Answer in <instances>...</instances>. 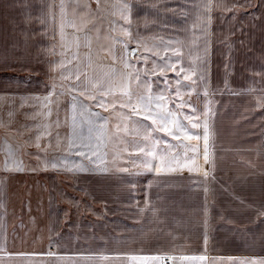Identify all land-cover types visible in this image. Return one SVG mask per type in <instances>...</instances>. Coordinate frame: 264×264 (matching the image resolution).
Returning <instances> with one entry per match:
<instances>
[{
	"label": "crops",
	"instance_id": "0c3cea01",
	"mask_svg": "<svg viewBox=\"0 0 264 264\" xmlns=\"http://www.w3.org/2000/svg\"><path fill=\"white\" fill-rule=\"evenodd\" d=\"M45 2L51 0H15L17 5ZM201 2L135 0L139 7L134 9L132 33L140 44L177 43L182 49L184 67L195 68L197 58L203 60L204 56L203 36L194 7ZM106 3L112 5L115 0H106ZM142 9H151V14ZM9 13L11 17L16 16L14 9ZM214 14L220 15L218 11ZM262 14L264 7L260 5L253 16L244 18V25L250 22L264 26ZM216 23L217 20L211 21L208 28L209 87L210 90L217 88L208 99L216 112L219 137L215 145L217 179L210 185L214 192H209L207 201V250L202 239L203 192L192 183L197 179L196 174L161 173L157 176L142 172L137 175L126 157L124 161L118 160L117 168L104 174L94 170L52 174L53 169L43 167L39 169L43 173L37 176L35 171L27 169L4 174L5 184L0 187V198H3L0 199V243L6 235L8 250L46 252L51 241L52 251H57L59 246L65 253L101 254L100 257L65 256L59 261L51 257H5V264H131V256L103 257L115 251L141 254V250L151 254L167 252L171 264L172 256L176 257L175 264H231L228 257L264 258V241L261 240L264 225L256 219L252 207L264 200V108L257 107L261 93L248 90L258 87L252 84L251 68L258 67L264 55V33L255 32L248 37V29L240 26L239 35L222 40V35L211 34V26ZM15 28L25 44L22 52L31 48L29 42H50V32L47 36L32 35L27 39L28 25L20 23ZM31 28L37 34L40 32L38 23ZM225 80L228 88L224 87ZM29 87L27 85L26 89ZM191 99L203 109V93H192ZM139 138L137 136L135 141ZM129 141L123 139L122 146H115V140L107 145L109 164L114 156H129L125 149L135 142ZM85 167L95 168L90 164ZM123 168H128V172L120 171ZM149 179L153 181L150 187ZM146 198L150 201L149 208L155 205L158 213L145 208ZM199 255L205 260L183 259ZM163 261L157 264H164Z\"/></svg>",
	"mask_w": 264,
	"mask_h": 264
},
{
	"label": "snow or ice",
	"instance_id": "6c2138e0",
	"mask_svg": "<svg viewBox=\"0 0 264 264\" xmlns=\"http://www.w3.org/2000/svg\"><path fill=\"white\" fill-rule=\"evenodd\" d=\"M260 5L264 7V0H260ZM248 6H251L249 0L243 2L202 0L201 3L194 5L199 31L203 36V60L197 58L195 68L191 66L185 68L182 63V49L169 42L166 46L162 45L161 50L151 58L154 63L150 68L149 57L147 55L140 57L144 64L142 73L140 63L133 64L138 49L128 47V41L133 38L131 22L134 9L139 7L135 0L131 2L121 0L112 5L105 3L104 0H94V9L92 4L73 6L65 0H59V4L45 2L40 5L23 3L17 5L15 0H12L6 7L16 10V16L10 19L14 26L20 23L29 26L25 33L27 39H31L32 35L47 36L50 31L52 32V46L45 51L55 57L49 61V66L56 75L52 77V83L46 86L43 97H35L36 103L32 105L31 110H24L25 123L19 129L24 139L13 144L5 134L3 147L0 148L3 152L0 156V187H4L5 184L4 174L10 175L12 172L26 169L37 171L40 167L63 171L65 174L82 170L110 173L118 167V160L122 156H114L112 163L109 164L107 145L121 135L122 129L127 132L129 127L134 125L136 129L134 135L140 138L129 144L125 151L129 153L128 159L135 174L142 172L149 175L154 173L157 176L161 173L196 174L197 179L192 183L203 192L202 239L206 251L209 241L207 201L209 192H214L210 185H214L217 179L215 145L219 137L216 112L208 99L210 94L217 90L216 87L211 90L209 87L208 28L215 12L218 11L220 14L229 12L235 18L237 7ZM85 8L88 9L87 16L82 14ZM105 10L110 17L107 31L103 26ZM142 10L151 14V9ZM93 11L96 13L95 16ZM244 14L248 15L247 12ZM116 16L118 19H114ZM93 20L95 22H92ZM37 23L40 26L38 34L31 28ZM193 29H197L196 22L193 23ZM125 52L132 53V59H125ZM168 72L174 75L169 77ZM251 72L252 84L258 87H250L248 90L261 93L257 107L264 108V55L258 67H252ZM157 73L159 82L150 80V77ZM224 87H229L227 80ZM192 93L197 95L203 93L205 102L202 110L191 99ZM63 97H69L70 104L68 99L62 102ZM93 105L103 111H94ZM189 109L191 111H188ZM17 115L18 113L9 110L7 123L0 118V126L12 129ZM29 116L34 131H29L27 123ZM112 116H115L114 130ZM169 137L173 140L170 141ZM30 144L35 146L37 152L36 167L24 163V150ZM102 146L104 151H101ZM53 152L58 154L52 155ZM131 153L136 155L133 156ZM86 164L94 165L95 168L86 169ZM120 171L128 172V168ZM189 179L191 180V177ZM152 183L153 181L149 179V187ZM4 195L6 197L7 193ZM149 204L150 201L146 198L145 208H149ZM252 207L256 219L264 225V200H261L258 206L254 203ZM2 210L6 214V208ZM149 211L158 213L155 205L150 207ZM261 240L264 241V232L261 233ZM107 255L122 258L131 256V264H157V261H163L168 253L151 254L141 250V254H136L115 251L103 258L107 259ZM65 256L100 257L101 254L81 251L65 253L59 250V246L57 251H52L51 241L46 252L10 251L6 247V235L4 242L0 243V264H5L3 259L5 257L21 259L51 257L59 261ZM183 259L203 261L205 257L199 255ZM227 259L231 264H237V260L239 264H264V258L257 257ZM172 260L175 264L176 257L172 256Z\"/></svg>",
	"mask_w": 264,
	"mask_h": 264
},
{
	"label": "rangeland",
	"instance_id": "374dc122",
	"mask_svg": "<svg viewBox=\"0 0 264 264\" xmlns=\"http://www.w3.org/2000/svg\"><path fill=\"white\" fill-rule=\"evenodd\" d=\"M51 2L59 4V0H51ZM65 2L70 3L73 6L77 4L79 5L92 4L94 9V0H65ZM104 2L106 3V0H104ZM118 2H121V0H115V3ZM240 2H243V0H240ZM10 3L12 2L7 0L1 1L3 28H2V40L0 42V118H3L5 123H7V112L9 110H13L15 113H18V115L14 118L12 124V129H16V131L0 126V148L3 147L5 134L8 135L9 141L13 144H16L18 141L24 139V137L19 132V129L24 125L26 119L24 110H28V111L31 110L32 105L36 103L35 97L37 96L43 97L46 86L52 83V77L56 75L55 72L50 70V66H49V61L54 60L55 57L52 55H48L45 51L47 47L49 48L52 46V42H53L52 32L50 31L49 43H45L46 41L44 43L29 42L27 44H29L31 48L26 49L22 52L21 48L25 44L24 42L21 41L20 37H18L19 34L16 30L17 28H15L14 24L10 19L11 18L9 13L10 8L6 7ZM249 3L251 6L245 8L237 7L235 18H233L229 12H224L220 15L213 14L212 21L217 20V23L215 24V26H211V34L222 35L223 37L222 40L226 36L235 37L239 35L238 31L240 30V26H243L245 29H248L247 30V33H249L248 37L252 36L255 32L264 33V26H255L250 22L244 25L245 24V22H243L244 18L247 16L249 19L250 16H253L260 7V0H249ZM245 12H247L248 15H245L244 14ZM87 13H88V9L85 8L82 14L87 16ZM95 15L96 13L93 11V16ZM104 15H105V20L103 26L105 28V31H107L108 20L110 19L107 10H105ZM114 19H118V17L116 16L114 17ZM218 19H220V21ZM92 22L95 21L93 20ZM115 26L118 27V25ZM58 39H59V34L57 32L56 40ZM137 39H138L137 36L133 34V38L128 41V47L133 49L134 48L138 49V53L136 57L133 59V64L135 65L137 62H139L141 65V71L143 73L144 64L143 61L140 60V57L142 55H147L149 57L148 67L150 68L152 63H154V61L151 58L155 56V53L157 51L161 50L162 45L166 46V44H159V45H155L153 43H150L148 45L140 44L137 42L138 41ZM173 44L175 47L179 48V45L177 43H173ZM147 49H151V51H146ZM161 54L164 55L163 52ZM124 55H125V59H132V57L130 56V52H125ZM158 75L159 73H157L155 76H151L150 80H157V82H159L157 79ZM167 75L169 77H172L174 74L168 72ZM27 85L30 86L29 90L26 89ZM195 97L197 99V96ZM64 99H68L70 104L69 97H63L62 102ZM92 107L94 111H103L102 109L97 108L96 105H93ZM86 108L87 105H85V109ZM188 111L191 110L189 109ZM69 115H71V113H69ZM61 117H63V108H61ZM111 119L114 130L115 116H112ZM86 120H87V116L85 115V121ZM27 123L29 126V131H34V129H32L31 126L32 121L30 116L27 118ZM69 131L71 130L69 129ZM135 131L136 129L134 125L130 126L129 131L127 132L123 131L122 129L121 135L115 140V144H116L115 146H122L123 139L127 140V142L128 140H130L129 143L131 142V140L135 141V138H137V136L134 135ZM61 132L63 134V129H61ZM53 143L55 144V141H53ZM101 151H104L103 146L101 147ZM24 152H25L23 157L24 163L29 165L30 167L32 165L36 167L37 152L35 146L30 144L29 147L24 150ZM51 154L56 155L58 153L53 152ZM2 155L3 152L0 151V156ZM72 155H75V153H72ZM121 156L122 158L120 159V161H124V158L128 157L123 155ZM54 172L57 173L58 171L53 170L52 174ZM35 173H36L35 175L37 176L42 174L43 172L41 170H37L35 171ZM66 190L68 191L67 188Z\"/></svg>",
	"mask_w": 264,
	"mask_h": 264
},
{
	"label": "built area",
	"instance_id": "2783aa9c",
	"mask_svg": "<svg viewBox=\"0 0 264 264\" xmlns=\"http://www.w3.org/2000/svg\"><path fill=\"white\" fill-rule=\"evenodd\" d=\"M163 262L164 264H171V260L169 257H166Z\"/></svg>",
	"mask_w": 264,
	"mask_h": 264
},
{
	"label": "water",
	"instance_id": "95a60500",
	"mask_svg": "<svg viewBox=\"0 0 264 264\" xmlns=\"http://www.w3.org/2000/svg\"><path fill=\"white\" fill-rule=\"evenodd\" d=\"M134 49H136V48H134ZM137 53H138V51H137ZM130 56L132 57V53H130Z\"/></svg>",
	"mask_w": 264,
	"mask_h": 264
}]
</instances>
